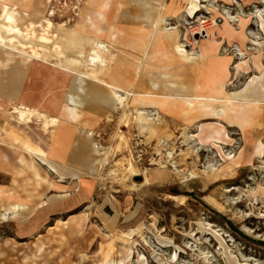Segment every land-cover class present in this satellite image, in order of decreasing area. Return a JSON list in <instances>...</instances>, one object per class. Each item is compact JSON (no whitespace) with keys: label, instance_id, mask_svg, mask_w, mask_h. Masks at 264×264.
Returning <instances> with one entry per match:
<instances>
[{"label":"rangeland","instance_id":"374dc122","mask_svg":"<svg viewBox=\"0 0 264 264\" xmlns=\"http://www.w3.org/2000/svg\"><path fill=\"white\" fill-rule=\"evenodd\" d=\"M0 264H264V0H0Z\"/></svg>","mask_w":264,"mask_h":264},{"label":"bare ground","instance_id":"6f19581e","mask_svg":"<svg viewBox=\"0 0 264 264\" xmlns=\"http://www.w3.org/2000/svg\"><path fill=\"white\" fill-rule=\"evenodd\" d=\"M158 15H160V14H158ZM89 17L88 16H86V18H85V20H86V22H87V19H88ZM90 19V18H89ZM164 21V18H163V16H159V18H158V20H157V23H156V30H158L159 31V33L161 34V28H160V24L162 23ZM154 27V26H153ZM155 29V28H154ZM154 34V33H153ZM163 36V41H165L166 42V44H167V46L168 47H170V49L172 50V51H174V53L179 57V58H181L182 60H183V58L185 59V60H188V55H186V56H182V55H179V54H177L176 53V51H175V48H177V43H178V41H177V34L176 33H174V32H172V33H167V34H164V35H162ZM151 40V39H150ZM167 47V48H168ZM86 52V51H85ZM85 52H82L81 53V55H80V57H79V59L77 60V61H75V60H72V59H65V62L62 64L61 63V66H62V68L63 67H65V68H67V66H68V64H70V63H74V62H82V61H85V59H87V58H90V59H94L97 55L94 53V54H86ZM85 53V54H84ZM147 53V52H146ZM71 57V56H70ZM75 57V56H74ZM195 60H198V61H202L203 60V56H199V57H197ZM197 61V62H198ZM105 86H107L108 88H111L113 91L111 92V94L113 93V95H118V89H117V87L118 86H116V85H110V84H107V83H105ZM124 94H121L122 95V97H121V100H126L127 98H128V95H129V90H126V89H123V91H122ZM106 94H107V92H106ZM106 94H103V97L105 98L104 100V102H106V100H107V97H106ZM121 95H119V97L121 96ZM142 96H144V97H147L148 95H142ZM226 97V96H225ZM185 101H186V104L188 105V106H194L195 104H194V102L192 101V100H190V99H185ZM136 102H138L136 99H135V103ZM160 105H162V102H158ZM65 107L66 108H68L70 111L67 113V115H68V118L72 121V122H75V121H77L79 118H80V116H81V110L80 109H78L77 107H76V105H75V102H74V100L72 99V97H69L66 101H65ZM216 109H220V111H216ZM227 110H226V108H224V106L223 105H221L220 103H215L214 104V107L211 109V112L210 113H200V114H203V115H214V116H217V117H219V118H225L226 119V116H224V115H226V112ZM136 113L138 114V122H139V124L141 125V127L143 128V129H145V128H148V129H152V128H154V126L157 124V122L155 121V119H153V118H150V117H148L147 116V114L143 111V109H141V108H139V107H136ZM199 116H202V115H199ZM198 116V117H199ZM228 119V118H227ZM78 124V123H77ZM29 152H33V150H29ZM41 160L42 161H44V162H47L51 167H52V164L50 163V162H48V161H46L45 159H42L41 158ZM134 170V169H133ZM136 172V171H135Z\"/></svg>","mask_w":264,"mask_h":264},{"label":"crops","instance_id":"0c3cea01","mask_svg":"<svg viewBox=\"0 0 264 264\" xmlns=\"http://www.w3.org/2000/svg\"><path fill=\"white\" fill-rule=\"evenodd\" d=\"M192 72L195 73L194 68H193ZM60 137L62 138V140H57L56 141L57 143H54L55 141L54 142H49L48 147H46V149L47 150L49 149L48 151H50L52 153L53 160H56V163L57 162H63V160L65 158V155H66V151L69 150V145H70V143L68 142L69 141V139H68L69 136L68 135H66V141L64 140L65 136H60ZM49 146H50V148H49Z\"/></svg>","mask_w":264,"mask_h":264}]
</instances>
